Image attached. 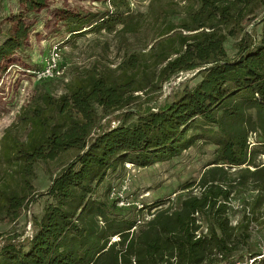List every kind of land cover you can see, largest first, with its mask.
I'll list each match as a JSON object with an SVG mask.
<instances>
[{
  "label": "trees",
  "instance_id": "16d2710c",
  "mask_svg": "<svg viewBox=\"0 0 264 264\" xmlns=\"http://www.w3.org/2000/svg\"><path fill=\"white\" fill-rule=\"evenodd\" d=\"M24 1L33 12L43 8L45 0ZM127 1L112 0L116 15L68 16L64 21L78 37L87 28L112 31L116 24L124 33L135 34L147 15L133 16ZM184 1L189 5L186 18L179 24L168 22L159 38L168 36L148 54L133 55L122 68L129 71L139 64L148 70L145 58L154 56L163 65L162 81L195 72L200 78L195 86L156 108L144 105L107 130L100 128L101 119L134 103L133 94L145 90L142 83L149 81L148 74L140 79L126 73L117 83L109 72L96 69L79 78L68 93L58 98L44 94L36 101L29 121L33 135L26 143H12L16 159L23 162L24 182L28 184L38 163L61 161L65 167L44 194L48 200L41 217L33 219L32 236L22 242L13 237L2 245L0 264H258L249 259L259 255L244 251L253 220L244 214L235 227L230 225V192L215 184V174L224 166L248 167L236 171L238 179H251L264 195V166L255 165L264 154V0ZM181 2H152L157 4L155 24L178 14L174 8ZM28 34L29 28L19 24L0 45V73ZM229 38L237 41L234 58L225 48ZM133 116L136 121L127 123ZM251 133L258 135L262 148H251ZM198 143L214 146L211 164L221 166L208 170L203 193L182 200L176 211L162 210L134 229L137 220L118 207L121 200L98 193L119 166L146 168ZM222 195L226 200H218ZM25 200L10 188H0V212L12 221L20 216ZM155 204L152 208L165 203ZM202 224L206 232L200 230Z\"/></svg>",
  "mask_w": 264,
  "mask_h": 264
},
{
  "label": "rangeland",
  "instance_id": "374dc122",
  "mask_svg": "<svg viewBox=\"0 0 264 264\" xmlns=\"http://www.w3.org/2000/svg\"><path fill=\"white\" fill-rule=\"evenodd\" d=\"M154 1H127L133 16L147 15L144 26L135 34L124 33L122 25L116 24L112 31H90L91 28H87V33L78 37L70 32L65 18H90L93 14L106 12L116 15L118 11L112 0H45L44 7L35 8L33 12L27 11L24 0H0V45L15 34L19 24L29 28L23 48L3 62L5 70L0 73V188H10L26 196L25 207L16 220L12 221L4 212H0V247L13 237L17 242H22L32 236L33 219L41 217L48 200L44 194L65 167L61 161L38 163L26 184L22 174L23 162L16 159V153L12 150L14 141L26 143L33 135L29 121L40 96L49 94L58 98L68 93L79 78H85L96 69L109 72L117 83L125 79L126 73L136 74L140 79L148 74L149 81L145 79L142 83L145 90L133 94L137 98L134 103L101 119L100 128L107 130L124 122L126 114L144 105L156 108L171 101L186 87H193L199 82L200 78L195 72L180 73L167 82L162 81L160 70L163 65L157 64L154 56L145 58L148 66H151L148 70L139 64L129 71H126L127 66L122 68L133 55L148 54L159 40L166 38L168 35L159 38V34L168 22L179 24L186 18L189 5L176 0L181 2L174 8L179 13L155 24L157 4L152 5ZM172 1L165 0V3ZM119 11H123V8ZM225 48L231 58L236 57V40L229 38ZM46 114L49 115V112ZM99 114H102L101 110ZM136 119L133 116L127 123ZM260 141L258 135H249L251 148H262ZM214 158V146L198 143L178 157L146 168L127 163L119 166L116 172L109 173L98 188V193L109 200H121L123 205L119 202L118 207L132 213L137 220L136 229L154 219L158 212L167 208L174 212L182 200L200 196L207 187L203 186L206 172L212 167L221 166L211 164ZM255 165L264 166V154L257 157ZM242 168L245 170L248 167L236 169L224 166L222 171L215 174L218 180L215 184L223 186V192H230L228 214L232 227L244 214L253 220L244 251L259 255L249 259V262L257 260L260 264L264 261V195L255 190L251 179H238L236 171ZM250 170L254 171L255 168L251 167ZM113 189H116L114 195ZM218 200H226L225 195ZM159 202L165 204L152 208ZM206 228V224H202L200 230L206 232ZM116 240L118 238L113 241Z\"/></svg>",
  "mask_w": 264,
  "mask_h": 264
},
{
  "label": "built area",
  "instance_id": "2783aa9c",
  "mask_svg": "<svg viewBox=\"0 0 264 264\" xmlns=\"http://www.w3.org/2000/svg\"><path fill=\"white\" fill-rule=\"evenodd\" d=\"M116 193V189H113V192H112V194L114 195ZM121 202V201H120ZM120 204H122L123 205V202H121Z\"/></svg>",
  "mask_w": 264,
  "mask_h": 264
}]
</instances>
